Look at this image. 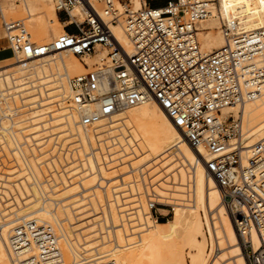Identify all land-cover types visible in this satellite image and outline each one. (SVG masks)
<instances>
[{
  "label": "bare ground",
  "instance_id": "6f19581e",
  "mask_svg": "<svg viewBox=\"0 0 264 264\" xmlns=\"http://www.w3.org/2000/svg\"><path fill=\"white\" fill-rule=\"evenodd\" d=\"M53 1L55 8L37 14L32 13L29 0L0 4V10L27 13L22 28L9 34H22L29 42L46 44L65 32ZM137 1L139 7L134 0L133 9L143 5ZM221 11L223 17L236 14L246 27H264V0H221ZM70 14L82 17L79 21L85 15L81 5H76ZM199 26L203 29L198 33L203 53L224 45L217 18L201 20ZM110 28L129 53L131 45L123 24ZM216 29L221 37L211 47ZM48 36L50 40H42ZM10 47L15 57L10 65L21 74H29L25 77H32L33 68L40 63L62 61L64 65L36 73L43 84L39 100L26 96L31 89L20 91L15 86L16 79L0 76V94L4 98L0 109V150L6 158L8 155L13 159V165L0 170V264H19L21 257L12 238L19 229L27 233L24 227L28 223L55 227L59 256L63 257L62 247L68 254V264H102L104 257L112 264H181L185 251L179 244L166 242L176 231L184 236L189 264H249L245 242L257 249L258 235L253 228L243 238L239 235L215 180L204 170L200 154L207 158L206 152L187 143L153 98L91 126L81 124V112L62 100L64 91L67 98L71 94L67 76L83 75L94 70V66L108 69L107 48L96 44L93 54L85 55L99 59L82 56L86 59L79 60L64 49L25 60ZM53 102L55 105L47 112L37 110L38 104ZM28 106L32 111L28 119L10 121ZM86 109L87 113L96 110V106ZM44 113L48 114L47 121ZM229 115L239 120L243 155L247 157L250 146L264 140V96L224 108L222 116ZM45 131L59 150L55 162L43 161L42 153L39 155L36 146L30 144ZM62 138L69 139L68 146H61ZM56 162L61 164L59 169L50 173ZM144 171L157 178L148 195L144 191ZM150 198L181 213L159 222L151 216ZM113 231L124 244L114 243ZM29 248L37 256L38 248H32V244Z\"/></svg>",
  "mask_w": 264,
  "mask_h": 264
},
{
  "label": "built area",
  "instance_id": "2783aa9c",
  "mask_svg": "<svg viewBox=\"0 0 264 264\" xmlns=\"http://www.w3.org/2000/svg\"><path fill=\"white\" fill-rule=\"evenodd\" d=\"M55 1L65 32L46 44L9 34L14 53L26 60L67 49L82 58L93 53L96 44L107 48L108 69L95 68L69 80L67 102L81 112L80 123L108 121L153 98L187 143L206 152L207 158L200 154L204 170L215 180L239 235L243 238L253 228L260 240L255 250L245 242L248 263L264 264V140L250 146L245 157L239 120L222 116L226 107L264 96V27H246L236 14L223 17L221 0H164L160 5L140 0L143 5L138 9H133L132 0ZM76 5L83 8L82 21L70 14ZM209 17L217 18L225 43L205 54L198 39L203 30L199 23ZM119 22L131 45L129 53L110 28ZM1 27L9 33L21 26L2 17ZM3 103L0 94V109ZM90 105L96 110L86 113ZM160 204L164 203L148 200L151 211ZM164 205L171 211V205ZM24 228L27 233L19 229L12 238L14 249L28 250L32 244L38 254L19 264L57 259L50 228L39 226L34 231L32 223Z\"/></svg>",
  "mask_w": 264,
  "mask_h": 264
},
{
  "label": "rangeland",
  "instance_id": "374dc122",
  "mask_svg": "<svg viewBox=\"0 0 264 264\" xmlns=\"http://www.w3.org/2000/svg\"><path fill=\"white\" fill-rule=\"evenodd\" d=\"M29 1H32L30 6H31V9H32V13H35V14L43 13V12H45L47 10L55 8V3H54L53 0H29ZM133 1L134 0H132V3H133ZM148 2L151 3V5L152 4L160 5V4L164 3V0H150ZM11 3L18 4L17 0H0V4H3V5H7V4H11ZM135 6L139 7V3H138L137 0H136V3H135ZM0 12H1V15H0V29H1V32H4V34L7 35V36L9 35V33L5 32L3 30V28L1 27V18L2 17L7 22L19 21L20 22V26L23 23H25V17L27 16L26 12H22L21 10H15V11H10V12L9 11L7 12L5 10H0ZM74 13H75V11H74ZM60 17L63 19L65 16H64V14H61ZM81 19H82V17L78 16L77 20H81ZM22 21H24V22H22ZM20 28H22V26L19 27V28H14L11 31L16 30V29H20ZM219 36H220V33H219L218 29H216V32L211 37V44H210L211 47L216 46L215 42H217V39L219 38ZM50 38H51V36H48V37H46V38H44L42 40H45V39H49L50 40ZM31 40H34V39L31 38ZM39 42H43V41H39ZM8 46H10V43H8ZM92 54L93 53H91L90 55H92ZM84 57H87V59H99L100 58L99 56H90V57L89 56H84ZM84 57L82 59L78 57L77 59L84 60V59H86ZM8 62L9 63H7L5 65H0V76H4L5 75V76H8L10 78L16 79V81H20L19 84H16V81H15V86H19V90L20 91L31 89V90L27 91L26 96L30 95L35 100H39L40 99V91L43 88V84L41 83V80L36 77V73L38 71H40L41 69H44V68H51V69L57 70V69H59V67L64 65L62 61L49 62V63L48 62L40 63V64H37L33 68V76L32 77H25V76H27L29 74H25V73L21 74V73L15 71L13 66L10 65V64H13V62H15V57L12 58V60H10ZM105 65L106 64H104V66ZM93 68H97V66H94ZM70 78H71V76H67V80L68 81H69ZM37 84H40L41 86L39 87V86H37ZM67 95H68L67 92L64 91V95L62 96V100L64 101L65 104H68ZM38 103H41V102H38ZM54 105H55L54 102L53 103H47V104H38L37 105V110L38 111L47 112ZM31 112H32L31 108L28 106L27 108L23 109L22 111H20L18 113L17 118L15 120H12V119L11 120L9 119V120L14 122V123H18L22 119L25 121L26 119H28L26 117L31 115ZM236 112L237 111H234V113H236ZM43 119H44V121H47L48 120V114L44 113L43 114ZM59 128L60 127L58 126L57 129H59ZM60 141H61L60 142L61 146H68V144H69V139L68 138H62V139H60ZM30 144H33V145L36 146L37 150L40 151L39 155L41 153L42 154L44 153L43 155L42 154L40 155L41 157L44 156V158L42 159L43 161H47V160L48 161H52V162L57 161L59 150H58V147L56 146V144L54 143L53 137L49 134L48 131L43 132L42 135H40L39 137L33 139L30 142ZM70 148H73V146L70 147ZM1 152L2 151L0 150V170H6L10 165H13V159L8 157V155H7V158H6ZM45 159H47V160H45ZM60 165H61L60 163L59 164L57 162L54 163L53 164V168L50 169L49 172L51 173V172L54 171L56 173V171H57V169H59ZM148 171H150V170H148ZM151 175L152 174L149 175L145 171L143 172V175H142L144 177V182H146V185H145L146 186L145 187L146 190H144V191L145 192L147 191L146 192L147 195H148V193H151V190L156 185L155 179H157V178L154 177V176L152 177ZM145 197H147V196H145ZM169 210H170V208L167 205L160 204V205H158L156 210H153V211L150 210V211H151V216L156 217L159 222L162 221V220L165 221L166 219L173 218L174 216L179 215L181 213V211L174 212L173 210L172 211H169ZM32 225H33V230L35 231L38 227L34 223ZM43 227L50 228L52 234L54 236L57 235V231H56L55 227L48 226V225L47 226L44 225ZM166 231H167V229L164 230L165 233H166ZM111 238L113 239L115 244H118V245L124 244L123 242L119 241L118 233L116 231H113L111 233ZM166 242H168V244L169 243H173L175 245L179 244L181 246V250L185 251L183 253L184 255H183V257H182L180 262H181V264H189V259H188L187 254H186L188 252V249H187L186 246H184V243H183L184 242V236H183V234L180 231H176V232L172 233L170 235L169 239L166 240ZM29 249L28 250H20V251H18V253H19L20 257H21L20 258L21 260L32 254L31 250H29ZM61 250H62L63 257L58 256L56 260L50 261V262L45 263V264H68L69 263L68 254L66 253L65 249H63L62 247H61ZM163 253H166V249L163 250ZM102 260L104 261V263H106L108 261V258L104 257Z\"/></svg>",
  "mask_w": 264,
  "mask_h": 264
},
{
  "label": "crops",
  "instance_id": "0c3cea01",
  "mask_svg": "<svg viewBox=\"0 0 264 264\" xmlns=\"http://www.w3.org/2000/svg\"><path fill=\"white\" fill-rule=\"evenodd\" d=\"M8 43H10L8 36L5 35L4 32H1V29H0V65H5V64L9 63L8 61H10V60H12V58H14L13 52L11 50V47L8 46ZM10 45H11V43H10Z\"/></svg>",
  "mask_w": 264,
  "mask_h": 264
},
{
  "label": "trees",
  "instance_id": "16d2710c",
  "mask_svg": "<svg viewBox=\"0 0 264 264\" xmlns=\"http://www.w3.org/2000/svg\"><path fill=\"white\" fill-rule=\"evenodd\" d=\"M152 5H156V4H152ZM164 220L160 221V222H163Z\"/></svg>",
  "mask_w": 264,
  "mask_h": 264
}]
</instances>
